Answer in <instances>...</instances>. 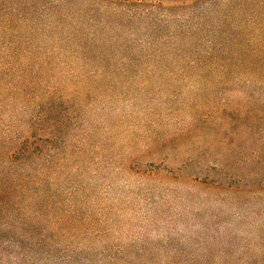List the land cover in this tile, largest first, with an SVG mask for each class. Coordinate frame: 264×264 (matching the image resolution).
I'll return each instance as SVG.
<instances>
[{
	"label": "trees",
	"instance_id": "obj_1",
	"mask_svg": "<svg viewBox=\"0 0 264 264\" xmlns=\"http://www.w3.org/2000/svg\"><path fill=\"white\" fill-rule=\"evenodd\" d=\"M91 2L100 9L87 10L93 14L88 22L76 24L65 40L54 37L56 48L43 49L22 0H0V264H161L153 258L147 263L136 247L102 241L118 231L117 223L105 214L97 218L98 203L79 196L83 186L72 182L84 175L85 158L99 150L79 133L85 100L110 96L108 83L154 80L157 72L183 82L264 79V0L247 11L250 21L212 8L217 18L201 16L191 38L160 31L154 18L167 11L160 5ZM55 21L50 28L59 32ZM154 26L158 34L148 36ZM140 29L146 34L138 37ZM204 32L210 36L200 37ZM257 39L259 53L251 49ZM255 102L264 114V96ZM256 147L236 161L253 188L237 186L235 192L264 193V170L250 167L264 164ZM259 238L264 250V235ZM253 260L241 264H264Z\"/></svg>",
	"mask_w": 264,
	"mask_h": 264
},
{
	"label": "rangeland",
	"instance_id": "obj_2",
	"mask_svg": "<svg viewBox=\"0 0 264 264\" xmlns=\"http://www.w3.org/2000/svg\"><path fill=\"white\" fill-rule=\"evenodd\" d=\"M131 1L166 8L154 18L160 31L191 38L201 16L217 18L213 9L221 14L233 10L239 22L250 21L253 13L247 11L259 0ZM89 3L21 4L25 18L31 16L36 44L44 49L56 48L54 37L65 40L76 24L89 21L93 14L87 10L100 9ZM54 21L60 22L59 32L50 28ZM155 28L147 29L148 36L158 34ZM144 33L136 31L138 37ZM262 48L260 40L253 41L255 53ZM156 76L108 83L110 96L91 95L80 109L85 122L79 133L99 150L85 158L84 175L72 182H81L84 192L79 196L98 203L97 218L105 214L117 223L118 231L102 241L136 247L147 263L152 258L161 264L264 260L259 238L264 235V193L235 192L237 186L253 188L236 161L251 156L248 148L253 146L264 154V114L255 102L264 96V79L242 75L230 83L215 78L183 82L172 80L168 71ZM254 163L251 170H264L262 162Z\"/></svg>",
	"mask_w": 264,
	"mask_h": 264
}]
</instances>
